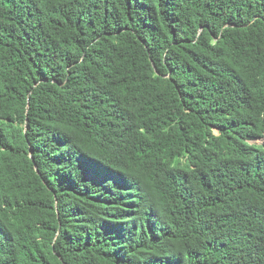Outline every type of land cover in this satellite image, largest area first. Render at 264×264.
<instances>
[{
    "label": "trees",
    "instance_id": "16d2710c",
    "mask_svg": "<svg viewBox=\"0 0 264 264\" xmlns=\"http://www.w3.org/2000/svg\"><path fill=\"white\" fill-rule=\"evenodd\" d=\"M0 264H264V0H0Z\"/></svg>",
    "mask_w": 264,
    "mask_h": 264
},
{
    "label": "rangeland",
    "instance_id": "374dc122",
    "mask_svg": "<svg viewBox=\"0 0 264 264\" xmlns=\"http://www.w3.org/2000/svg\"><path fill=\"white\" fill-rule=\"evenodd\" d=\"M261 142H262L261 140L252 141V143H256V144H260Z\"/></svg>",
    "mask_w": 264,
    "mask_h": 264
}]
</instances>
